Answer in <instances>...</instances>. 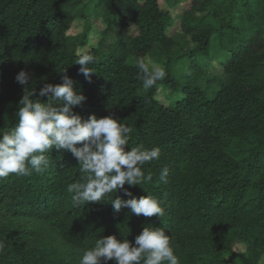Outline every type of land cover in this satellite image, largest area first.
Returning <instances> with one entry per match:
<instances>
[{
  "label": "trees",
  "instance_id": "trees-1",
  "mask_svg": "<svg viewBox=\"0 0 264 264\" xmlns=\"http://www.w3.org/2000/svg\"><path fill=\"white\" fill-rule=\"evenodd\" d=\"M179 1L164 0L163 10L160 0H0V132L17 122L20 70L38 90L60 83L66 68L86 97L74 109L83 119L119 118L133 130L126 151L160 148L159 159L144 166L152 182L125 188L137 198L156 197L165 213L145 218L127 208L115 213L104 202L75 206L67 186L81 180L77 161L54 149L43 174L0 178V264H79L96 238L134 242L146 226L171 236L179 264H262L264 0H191L177 41L166 32ZM92 2L98 11H89ZM93 16L106 29L88 46ZM79 18L83 31L69 33ZM155 50L167 75L145 94L135 61ZM81 54L96 58L91 82L75 64ZM215 60L223 68L218 75L208 68ZM160 89L169 91L168 104ZM163 167L167 183L159 182Z\"/></svg>",
  "mask_w": 264,
  "mask_h": 264
},
{
  "label": "clouds",
  "instance_id": "clouds-1",
  "mask_svg": "<svg viewBox=\"0 0 264 264\" xmlns=\"http://www.w3.org/2000/svg\"><path fill=\"white\" fill-rule=\"evenodd\" d=\"M95 59L91 54H81L75 62L89 82L91 74L95 73L89 65L94 64ZM135 66L145 94L167 75L159 64L146 63L142 57L135 61ZM60 80L57 84L44 83L37 90L28 71L22 69L15 76L24 94L15 112L16 124L0 132V178L12 174L17 177L43 174L51 166L49 153L54 149L70 152L81 173L80 181L67 186L75 206L104 202L110 204L115 213L127 208L137 216L163 217L164 209L156 197L147 194L137 198L129 190L152 182L153 175L146 174L144 166L159 159L160 148L137 144L126 151L132 128L114 115L97 118L92 114L83 119L74 109L86 97L74 88L66 68L60 72ZM37 96L39 98H34ZM44 97H47L46 102H42ZM168 176L169 168L163 167L159 182L167 183ZM125 184L129 188H125ZM118 191H122L123 196L115 195ZM4 247V242L0 241V249ZM81 251L79 264H108L109 261L113 264H179L171 236L159 227H143L134 242L115 235L100 236L93 246Z\"/></svg>",
  "mask_w": 264,
  "mask_h": 264
},
{
  "label": "rangeland",
  "instance_id": "rangeland-1",
  "mask_svg": "<svg viewBox=\"0 0 264 264\" xmlns=\"http://www.w3.org/2000/svg\"><path fill=\"white\" fill-rule=\"evenodd\" d=\"M85 2H87L88 0H84ZM96 2H92L90 4V6L88 7L89 11L91 12H95L98 11V6H96ZM160 6L163 10H168V6L166 5V3L164 2V0H160ZM191 6V0H180L178 2V4L173 7L170 8V12L174 18V23L173 26L170 27L166 34L168 37H172L175 38L177 41H181L182 40V31H181V17L183 16V14L190 8ZM84 19H77L69 33L71 34H77L83 31V27H84ZM91 25H92V35H90L89 37V45L88 46H95L98 42V40L100 39V35L101 33L106 29V25L104 24L103 20L101 17L99 16H93V18L91 19ZM139 33V29L137 27H135L134 25H132L130 27V35L132 36H136ZM115 40L114 38V34L113 32H110L109 34V41L113 42ZM159 52L157 50H155L151 55H149L148 57H146V63L151 61L154 63H158V59H159ZM160 65V64H159ZM161 66V65H160ZM162 67V66H161ZM208 68L211 70L212 73L214 74H220L223 71L222 66L218 63V61H212L209 65ZM182 71L185 72L186 69L182 68ZM169 91L168 90H163L160 89L157 93V96L159 97V99H161V101L164 104H168L170 102L168 95ZM244 248L243 245H236V249L239 251H242ZM262 264H264V259L262 260Z\"/></svg>",
  "mask_w": 264,
  "mask_h": 264
}]
</instances>
